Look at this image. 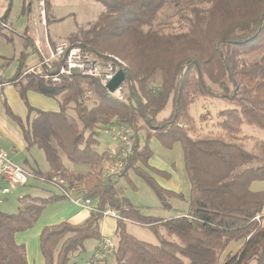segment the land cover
I'll use <instances>...</instances> for the list:
<instances>
[{"label": "trees", "instance_id": "16d2710c", "mask_svg": "<svg viewBox=\"0 0 264 264\" xmlns=\"http://www.w3.org/2000/svg\"><path fill=\"white\" fill-rule=\"evenodd\" d=\"M24 1L22 11L29 16L30 0ZM93 1L102 5L103 12L88 30L80 32L81 41L71 42L95 55H113L125 63L129 80H125L128 98L124 102L114 99L95 78L75 75L56 84L32 76L19 79L27 55L22 56L23 62L7 82L12 85L23 80L18 92L27 111L25 122L6 105L5 111L19 126L26 149L36 147L44 155L48 171L37 176L46 182L58 177L69 189L77 182L82 186L81 198L93 203L89 218L81 225L63 222L41 229L43 264H77L74 259L85 252L86 241L102 240L99 221L107 209L117 214L116 250L113 262H109L110 257L105 264L263 262L264 228L255 217L261 218L264 192L250 187L264 182V0H206V8L191 10L188 28L181 33L160 32L155 24L165 6L183 0ZM11 4L8 2L0 15L1 24ZM253 53L258 58L247 61ZM155 80L159 86L154 89L151 83ZM213 87L233 108L217 113L218 134L191 138L194 119L189 108L196 96L212 95ZM28 90L49 98L61 96L59 110L33 109L25 96ZM169 101L172 109L168 118L156 121ZM69 104L74 116L66 113ZM117 125L131 129L134 140L122 176L132 170L167 211L171 210L168 198L183 200V196L155 181L153 175L168 178V174L149 166L152 153L148 141L154 137L168 150L180 144L190 187L186 215L166 219L142 215L139 208L118 195L114 181L101 176L106 154L96 150L97 137ZM242 125L258 129L263 138H239ZM141 130L145 132L142 147L137 136ZM244 139L252 140L249 149L242 143ZM62 158L89 170L69 172ZM65 194L25 196L29 203L16 213L0 211V264H27L25 246L17 244L14 236L31 229L43 208L66 199ZM127 222L150 230L158 244L135 239L126 231ZM159 228L175 236L178 243L165 239ZM232 243H240L238 250L219 262Z\"/></svg>", "mask_w": 264, "mask_h": 264}, {"label": "rangeland", "instance_id": "374dc122", "mask_svg": "<svg viewBox=\"0 0 264 264\" xmlns=\"http://www.w3.org/2000/svg\"><path fill=\"white\" fill-rule=\"evenodd\" d=\"M23 1L24 0H11V10L4 23L9 27V29L2 28L0 33V71H2L3 78L7 81L12 79L16 74L19 68V64L23 62L22 56L26 54L32 55L31 47L29 46V44H26V41L23 38V34L28 28L30 22L27 14L22 11L23 7L25 8L26 5V1H24V3ZM29 2H31V0ZM7 4L8 3L6 2H0V15H2L4 10L6 9ZM206 7V0H183L178 3L170 2L161 11L156 21L155 28L163 33L185 32L188 28L189 20L191 18V10L193 8L204 9ZM102 12V5L93 0H49V9L47 10L48 35L51 44H55L58 42H71L73 40L81 41L80 34L88 30L96 22L97 18ZM257 58L258 55L253 53L247 56L246 60L253 61ZM20 70L21 71L19 79L23 78L21 77L22 69ZM19 81L23 82V80ZM158 86V80H155L151 83V87H153L154 89ZM212 92L213 94L210 96H196L194 98L196 102L194 100L193 103H195H192L189 108L190 116L194 117V129L192 131H189V135L191 136V138L196 139L209 134H218L219 130L215 127V124L219 121L217 113L221 110L233 108L232 105L223 100L224 98L220 95V91H218L215 87L212 88ZM121 93L124 97L128 98L127 85H122ZM58 98L61 100L62 97L59 96ZM54 100L56 101V99ZM86 104L90 106L89 103ZM171 109V101H169L164 111L159 115V117L157 118L158 120L156 121L166 120ZM24 113L25 111L23 110V115ZM66 113L69 116H74L72 104L68 105ZM164 116L166 117L162 120H159ZM138 124L146 127L141 121H139ZM242 126L244 132H251V135L253 133H255L254 135L262 133L253 126ZM239 138H242L241 134L239 135ZM0 140L3 144H9L8 140L5 139V136L1 132ZM100 142L101 147L103 148H105L109 144H112L113 141L111 137V131L103 132L101 134ZM242 143L247 149H249L252 144V140L244 139ZM39 153L42 157L41 166L44 167V169H47L48 166L44 160V155L41 151H39ZM62 161L65 165L68 164V162L64 158H62ZM40 179L41 181L37 179H29L26 186L18 187L15 190H12L11 193L6 196H0V211L7 214L16 213L19 208V196L29 194L32 196H40L41 198H44V196H46V194H42L43 192H45L44 190L54 192L55 194H59L61 193V191L68 194V191L70 190L68 187L69 184L65 180H62L58 177L52 178L50 182L44 181V178ZM255 185L256 184H254L252 188H255ZM73 189L74 192L72 191V195L74 196V198H81L83 195L81 184L75 182ZM129 194L132 200L131 202H134L133 204L136 203L139 206H148L154 209L158 207L157 199L148 187L146 191L129 190ZM157 209L160 215L163 214V216H165L164 212H162L160 208ZM134 229L135 230L131 232H133L132 234L137 238V240L145 243L149 242L153 245L158 244L155 236L150 232V230L139 226ZM167 236V238H165L164 236L163 237L169 241L171 240L178 243L175 236ZM112 240L116 241L115 237ZM95 241L96 240H89L85 243L86 252L83 253L85 254V256H87V253L92 250ZM239 246L240 243L230 244L221 255L219 262H222L226 255L234 254L238 250ZM109 262H113L112 257L109 259ZM252 264L255 263L253 262Z\"/></svg>", "mask_w": 264, "mask_h": 264}, {"label": "crops", "instance_id": "0c3cea01", "mask_svg": "<svg viewBox=\"0 0 264 264\" xmlns=\"http://www.w3.org/2000/svg\"><path fill=\"white\" fill-rule=\"evenodd\" d=\"M26 55L27 56L25 58V61L23 62V67L27 64H32L35 61L32 55L30 54H26ZM0 72H1V80L7 83L8 81L3 78L2 71ZM20 83L22 82L16 81V84H12V85L8 84L7 86L0 88V132L5 136V139L8 140L9 142V144H3L2 141L0 140V150L5 151L9 155L11 160L16 165L20 166L29 175V179H37L41 181V179L37 176V173L44 174L48 171V168L44 169V167L41 166L42 157L39 153L40 150L37 149L36 147H32L28 150L26 149V143L23 139L22 132L19 126L7 116L5 111V105H6L15 116H17L22 122H25L27 117V111L21 101L18 92L20 88L19 86ZM25 96L28 101V104L33 109H36L38 111H45V112H57L59 110L60 99L58 97L57 98L45 97L31 90L26 91ZM54 99H56V101ZM164 109L156 116V120H158L157 118L164 111ZM23 110L25 111L24 115H23ZM170 111L168 115L170 114ZM32 114L30 115V119H32L34 116V114L33 115ZM165 117L166 116L162 117L159 120H162ZM191 117L194 119L193 116ZM103 132H107V131H103ZM103 132H101L100 135L97 137L98 146L96 147V150L99 153L106 154L105 161L102 164L104 168L106 162L111 161L112 156L117 150V146L115 141L112 139L113 141L112 144H109L105 148L101 147L100 141H101V134ZM247 133L244 132L243 126H241V136H247L255 139L263 138L262 133H259L257 135H254L255 133L251 135V132H247ZM137 136H138L139 146L142 147L144 145V131L143 130L139 131L137 133ZM148 147L150 148L152 153V156L148 160L149 166L168 174V178H162L153 175L155 181L165 190L182 195L183 200H179L176 198H168L167 202L171 208V210L168 211L164 210L161 207L158 200H157L158 207H156L155 209L148 206H139L136 203L133 204L134 202L133 203L131 202L132 200L129 196L130 195L129 190L146 191L147 186L143 182V180L139 178L132 170H127L124 176L117 178L113 182L115 188L118 191V195L121 197H125L133 207L139 208L141 214L145 216L166 219L170 217L186 215L188 211V199H189L190 187L184 168L182 149L180 144L175 143L172 146V148L168 150L165 149L156 138L152 137L148 141ZM63 165L65 166V168L69 170V172L85 173L89 170L88 167L82 165H72L69 163L67 165L63 163ZM101 169H100L101 176L104 178ZM254 184H256L255 188H252ZM0 185L5 186V183L0 182ZM250 188L252 191L255 192L257 191L264 192V182H254L251 184ZM44 191L45 192L42 193L43 195L46 194L44 198L52 194L61 195V193L55 194L54 192L51 191H46V190ZM72 191L74 192V189H70L68 191V194L66 195L67 197L66 199L45 206L41 211L37 222L31 229L21 233H17L14 236V240L17 244H23L25 246L27 264H43V260L39 251V235L43 227L57 225L63 222L77 226V225H81L89 218L90 212L87 208H82L81 206H76L72 203V200L75 199L74 196L72 195ZM25 196L36 197L29 194L24 196H19L18 198L19 207L25 203H29L27 200L24 199ZM157 208H160V210L164 212L165 216H163V214L160 215L158 213ZM260 216L261 218L259 219V224L262 228H264V204ZM138 226L139 225L135 223L127 222L126 223L127 233L133 236L132 234L133 232L131 231L135 230L134 228ZM115 231H116V220L110 217H103L99 221V232L102 239L103 238L114 239ZM159 233L165 238L168 237L164 229L162 228H159ZM134 238L137 239L136 237ZM85 243H84V248H85ZM98 243H99L98 241H95L92 250L89 253H87V256H85V254H81L75 257L74 262L76 261L77 264H81L83 261L88 259L95 251ZM148 244L151 243L148 242Z\"/></svg>", "mask_w": 264, "mask_h": 264}, {"label": "built area", "instance_id": "2783aa9c", "mask_svg": "<svg viewBox=\"0 0 264 264\" xmlns=\"http://www.w3.org/2000/svg\"><path fill=\"white\" fill-rule=\"evenodd\" d=\"M11 0H3L10 2ZM47 2L49 0H31L29 10V26L23 34L32 49V56L35 61L23 67L21 77L32 76L49 83H59L64 78L72 76H81L95 78L101 86L106 89V85L115 77L119 70L126 69L125 63L116 56L104 54L95 55L80 43L58 42L51 44L48 35L47 24ZM0 27L9 29L5 24L0 23ZM126 72V71H125ZM127 81V80H126ZM124 81L113 93H108L116 100L124 102L126 97L121 93ZM1 80L0 88L7 86ZM91 96V93H87ZM111 137L115 141L117 150L106 162L103 168V175L106 180L115 181L121 177L126 170V165L133 151V132L124 126L111 127ZM29 175L18 165H16L9 155L0 150V196H6L18 187L26 186ZM64 192L61 191V194ZM65 194V193H64ZM67 195V194H65ZM72 203L82 208H87L89 212L93 208L92 201L82 198H75ZM103 217L117 219V214L107 209L102 213ZM259 222V216L255 217ZM116 242L109 238H103L97 245L93 254L81 264H105V262L114 254ZM264 264V261L259 263Z\"/></svg>", "mask_w": 264, "mask_h": 264}, {"label": "water", "instance_id": "95a60500", "mask_svg": "<svg viewBox=\"0 0 264 264\" xmlns=\"http://www.w3.org/2000/svg\"><path fill=\"white\" fill-rule=\"evenodd\" d=\"M125 80H129L124 70H119L115 77L106 85L109 93H113Z\"/></svg>", "mask_w": 264, "mask_h": 264}]
</instances>
